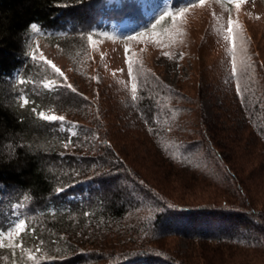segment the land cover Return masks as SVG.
Listing matches in <instances>:
<instances>
[{"label":"trees","instance_id":"trees-1","mask_svg":"<svg viewBox=\"0 0 264 264\" xmlns=\"http://www.w3.org/2000/svg\"><path fill=\"white\" fill-rule=\"evenodd\" d=\"M196 1L168 0L149 12L140 0H0V264H188L156 243L167 236L264 249L262 212L245 200L173 202L120 155L89 99L37 84L38 40L65 45L78 34L104 32L126 38L164 27ZM128 94L127 126L164 161L207 171L221 188L245 196L207 127L179 122L189 111L180 91L149 73ZM239 103L264 144V112ZM61 110L98 116L73 122L40 115Z\"/></svg>","mask_w":264,"mask_h":264},{"label":"rangeland","instance_id":"rangeland-1","mask_svg":"<svg viewBox=\"0 0 264 264\" xmlns=\"http://www.w3.org/2000/svg\"><path fill=\"white\" fill-rule=\"evenodd\" d=\"M167 1L140 0L139 4L153 12ZM32 58L40 72L37 84L74 89L89 99L87 106L100 113L104 130L120 155L170 200L190 206L245 200V206L264 214V144L252 128L253 118L238 107L246 101L264 112V0H231L229 4L197 0L182 6L164 27L126 38L81 33L65 45L40 39ZM149 73L189 99L179 101L189 109L179 122L207 127L239 179L244 197L221 188L218 178L207 171L164 161L141 132L127 126L129 90ZM63 111L46 116L73 122L98 116ZM174 132L180 135L178 129ZM107 239V245H118L116 238ZM156 243L188 264H264L262 248L198 243L174 236Z\"/></svg>","mask_w":264,"mask_h":264},{"label":"snow or ice","instance_id":"snow-or-ice-1","mask_svg":"<svg viewBox=\"0 0 264 264\" xmlns=\"http://www.w3.org/2000/svg\"><path fill=\"white\" fill-rule=\"evenodd\" d=\"M201 2H202V0H201ZM237 7H239V4H237L236 5ZM33 30H35V26H33ZM231 21H230V23H229V29H228V31L229 32H231ZM89 40H91V37H89ZM46 63H50V62H47L46 61ZM53 67H55L54 65H53ZM56 71L57 72H59L60 70L59 69H56ZM45 86H47V85H45ZM74 90V89H73ZM25 103H26V101H25ZM40 115H41V117L43 118V119H46V120H57V119H60V120H63V117H56V116H45L43 113H40ZM24 227V222H20L17 226H16V230H15V233H13V235H16V234H19L20 233V230L22 229Z\"/></svg>","mask_w":264,"mask_h":264}]
</instances>
